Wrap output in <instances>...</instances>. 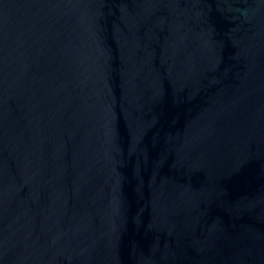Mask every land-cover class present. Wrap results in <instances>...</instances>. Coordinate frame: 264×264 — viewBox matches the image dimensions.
<instances>
[{"label":"water","instance_id":"water-1","mask_svg":"<svg viewBox=\"0 0 264 264\" xmlns=\"http://www.w3.org/2000/svg\"><path fill=\"white\" fill-rule=\"evenodd\" d=\"M0 264H264V0H0Z\"/></svg>","mask_w":264,"mask_h":264}]
</instances>
